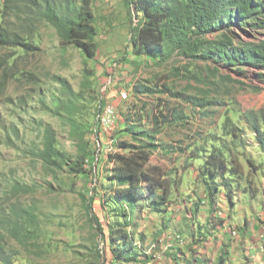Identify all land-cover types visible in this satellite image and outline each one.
<instances>
[{"label": "rangeland", "instance_id": "obj_1", "mask_svg": "<svg viewBox=\"0 0 264 264\" xmlns=\"http://www.w3.org/2000/svg\"><path fill=\"white\" fill-rule=\"evenodd\" d=\"M93 11L97 57L90 59L64 45L54 27L26 13L16 0H0V30L27 44L0 46V213L21 206L36 217L25 239H8L13 261L237 264L232 244L239 258L249 261L245 231L252 224L264 227V149L254 133L256 128L264 134V69L240 72L214 60L196 63L174 56L159 62L138 55L129 42L132 25L141 19L134 5L93 0ZM237 31L244 41L254 39ZM259 36L264 39V33ZM59 79L74 91L68 106L71 96L63 94ZM143 87L149 92H138ZM57 97L61 107L54 103ZM106 105L116 109L118 120L101 134L98 107ZM173 110L178 121L160 118L163 126H154L155 116ZM43 126L54 130L73 161L79 145H87L97 158L89 165L97 166L98 176L79 177L67 166L51 169L39 160L35 152L42 148ZM146 135L154 145L148 172L180 182L178 191L161 212L144 202L135 208L103 203L108 188L119 185L108 179L115 167L111 155L124 153L116 144L139 147ZM215 149L232 166L217 180L212 206L197 168L198 159ZM16 183L31 191L13 192ZM90 188L99 195L92 211L83 197ZM232 230L240 237L232 239ZM124 234L127 245L113 238Z\"/></svg>", "mask_w": 264, "mask_h": 264}, {"label": "trees", "instance_id": "obj_2", "mask_svg": "<svg viewBox=\"0 0 264 264\" xmlns=\"http://www.w3.org/2000/svg\"><path fill=\"white\" fill-rule=\"evenodd\" d=\"M16 3L22 5L26 13L36 15L54 27L64 45L81 50L90 59L97 57L93 0H16ZM126 3L134 5L138 16H141L138 25H132L129 39L138 55H147L159 62H166L174 56L196 63L214 60L225 68H237L240 72L246 67L264 69V39L259 36L264 33V0H126ZM237 29L254 39L244 41ZM212 35L216 37L211 39ZM22 44L27 45L20 36L0 30V46ZM128 55L129 52L124 58ZM59 82L63 94L71 96L64 103L68 106L73 101L74 91L66 81L59 79ZM138 92L149 91L143 87ZM54 103L61 107L62 98L57 97ZM100 110L102 112L101 106L98 112ZM179 117L175 110L169 115L155 116L154 126H163L160 118L169 123L178 121ZM254 133L264 149V134L256 128ZM42 135V148H37L35 156L46 166L51 169L67 166L79 177L98 176L97 166L89 165L97 158L90 154L87 145H79V156L73 161L60 148L50 126H43ZM146 137V144L139 147L126 142L116 144L124 153L111 155L115 167L108 179L119 185L108 188L110 194H106L103 203L135 208L144 202L151 210L161 212L160 206L171 202L170 198L178 191L180 182L169 177L157 178V174L148 172L154 145L150 141L153 137ZM198 160L202 161V165L197 168V178L205 186V198L213 206L214 192L220 187L217 180L225 178L231 164L219 149ZM13 190L15 193L31 191L27 185L19 183ZM83 197L92 211L99 195L90 188L88 192L84 191ZM123 216H128L127 211L123 212ZM35 222L34 213L21 206L11 207L9 213H0V227L4 228H0V264H15L13 254L8 252V239H25L30 232L29 226ZM113 238H118L119 243L129 244L126 234Z\"/></svg>", "mask_w": 264, "mask_h": 264}, {"label": "crops", "instance_id": "obj_3", "mask_svg": "<svg viewBox=\"0 0 264 264\" xmlns=\"http://www.w3.org/2000/svg\"><path fill=\"white\" fill-rule=\"evenodd\" d=\"M104 136V135H101ZM244 236L245 240V255L250 260H244L239 258L240 251L236 249V244H232L230 254L232 258L237 261V264H259L261 262H264V227L259 224H252L248 231ZM232 234L230 233V237L232 239H237L240 237V233L234 231ZM237 236V237H236ZM228 236L224 237L225 240H227ZM237 251L239 253H237ZM235 252V254H234Z\"/></svg>", "mask_w": 264, "mask_h": 264}, {"label": "built area", "instance_id": "obj_4", "mask_svg": "<svg viewBox=\"0 0 264 264\" xmlns=\"http://www.w3.org/2000/svg\"><path fill=\"white\" fill-rule=\"evenodd\" d=\"M103 113H110L111 125H103L102 121H100V126H101L100 133L101 134H104L105 132L112 130L118 120L116 109L112 105H106L102 107V115ZM231 234L233 237V230L231 231ZM259 264H264V262H261Z\"/></svg>", "mask_w": 264, "mask_h": 264}, {"label": "bare ground", "instance_id": "obj_5", "mask_svg": "<svg viewBox=\"0 0 264 264\" xmlns=\"http://www.w3.org/2000/svg\"><path fill=\"white\" fill-rule=\"evenodd\" d=\"M101 121L103 125H111L110 113H103L101 116Z\"/></svg>", "mask_w": 264, "mask_h": 264}]
</instances>
